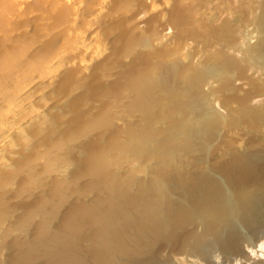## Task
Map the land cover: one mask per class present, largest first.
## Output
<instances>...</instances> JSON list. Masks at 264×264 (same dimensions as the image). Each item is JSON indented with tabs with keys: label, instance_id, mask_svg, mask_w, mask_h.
I'll list each match as a JSON object with an SVG mask.
<instances>
[{
	"label": "bare ground",
	"instance_id": "6f19581e",
	"mask_svg": "<svg viewBox=\"0 0 264 264\" xmlns=\"http://www.w3.org/2000/svg\"><path fill=\"white\" fill-rule=\"evenodd\" d=\"M81 1L76 10L85 16L80 7L83 10L87 0ZM100 1L97 11L101 12L109 0ZM262 4L253 35L249 33L257 41L243 54L260 62L264 69ZM96 35L93 31L82 34L78 40L80 46L78 43L79 48L73 53L65 51L51 57L45 73L31 78L22 91L8 96L9 100L4 97L6 101H3L1 95L0 174L10 172L22 156L23 143L15 139L27 140L29 128L43 129L48 122L45 120L47 100L50 103L52 100L47 95L54 80L67 72V65L81 57L96 61L108 52L109 42ZM234 60L230 55L220 60L213 58L211 63L208 59L202 69L211 76L212 83H218L219 77L229 80L233 78L230 76L234 73V63L239 64ZM202 72L196 67L182 69L171 63L165 68L144 71L138 83L129 81L124 90L128 96L121 94L126 97L123 96V103L127 104L124 113L128 116L140 113L139 118H143L135 122L128 120L125 139L100 151L104 157L94 167L111 183L109 190L101 189L92 198L88 210H84L85 204L81 205L83 214L90 216L87 226L83 227L77 215L71 213L62 224L65 232L53 228L50 221L61 211L53 196L42 203L41 209L33 208L23 214L25 208L21 207L23 216L17 215L19 220L11 222L13 225H4L7 220L0 209V264H239L242 261L252 264L254 258V262L264 263V122L257 115L261 111L243 107L251 97L264 95V86L258 85V89L254 87L256 93L249 91L238 98L239 107L229 112L230 119L225 120L199 92ZM213 88V95L217 96ZM79 153L80 150L76 151L74 156L78 158ZM112 154L115 159L111 158ZM111 164L114 165L111 170L104 167ZM61 168L57 169L60 175L56 172L59 178L55 179V185L64 191L70 167L69 171ZM38 178L33 193L27 197L29 200L42 196L37 188ZM2 188L7 196L0 195L1 202L11 196V188L6 191ZM90 189H85L86 199L92 197L88 193ZM39 218L44 219L43 223L38 224L35 235H30V227ZM92 227L97 230L94 236L82 238L81 231ZM167 246L173 252L168 253L166 260L153 255L156 247L163 252Z\"/></svg>",
	"mask_w": 264,
	"mask_h": 264
},
{
	"label": "rangeland",
	"instance_id": "374dc122",
	"mask_svg": "<svg viewBox=\"0 0 264 264\" xmlns=\"http://www.w3.org/2000/svg\"><path fill=\"white\" fill-rule=\"evenodd\" d=\"M30 1L0 0V97L2 95L9 100L10 95L15 96L19 89L22 91L31 78L43 75L47 63L54 56L77 50L82 34L95 32V35L98 34L96 37L109 42L110 49L99 61L81 57L77 62L68 64L67 74L63 73L61 78L54 80V86L47 95L52 100L51 103L47 100L50 104L45 120L48 122H45L43 129L29 128L28 131L31 130L26 131L27 140L20 139L18 142L15 139V142L23 143L22 156L12 168L13 172L0 174V189L4 187L6 191V188H11L12 196L8 195L9 198L0 201V209L4 210V219L7 220V223L4 220V225H13L21 215L33 208L41 209L44 206L42 203L53 196L52 199L61 205L58 216L50 221L53 228L65 232L62 224L71 213L77 215L83 227L87 226L90 216L83 214L81 205L85 204L84 210H88L92 198L97 197L101 189L109 190L111 183L98 167H94L104 157L100 151H105L109 144L125 139V124L130 120L135 122L143 118H139L140 113L130 116L124 113L127 104L123 103V96H128L124 92L127 83L134 80V83H138L144 71H151L155 67L165 68L171 63L182 69H200L203 72L199 92L206 96L209 106L220 112L225 120L230 119L229 112L239 107L238 98L249 91L254 93L258 85L264 86V69L260 62L247 59L243 54L248 46L257 41L255 36L250 35H253L264 0H170V3L168 0H109L102 13L97 11L100 0H87L82 8L85 11L80 7L81 14L84 12L85 16H80L76 10L81 0ZM226 37H230V40ZM225 55L232 56V60L239 63L237 66L233 62L237 66L236 69L232 67L233 75L229 74L233 78L228 76L229 80H220L219 77L216 80L218 83H212L211 76H207L202 69L203 65L208 59L211 63L213 58L220 60ZM246 59L249 61L246 62ZM213 87L219 93H215L217 96L213 95ZM122 93L125 94L122 96ZM157 97L154 96V99ZM3 101H6L5 98ZM243 107L261 111L257 115L264 122V95L251 97ZM222 129L226 130L225 127ZM55 143L60 146L57 147ZM75 150H80L78 158L74 156ZM71 158H74L73 161ZM111 158L115 159V154ZM60 166L61 169L70 167L64 191L55 185ZM104 167L111 170L114 165ZM123 169L128 173L126 167ZM124 176L128 177L127 174ZM37 178L40 179L37 188L42 191V196L29 200L27 197L33 193ZM88 187H91L88 193L92 197L86 199L88 194L85 189ZM0 195L7 196V193L0 190ZM85 200H88L87 204ZM21 207L25 208L23 214ZM18 210L20 214H16ZM17 215L20 216L17 218ZM41 220L44 219L39 218L30 227V235L37 233L39 225L43 223ZM96 231L94 227L88 230L84 228L82 238L87 240ZM167 247L164 253L156 247L153 255L166 260L168 253L173 252L171 246ZM254 261L255 258L252 264L263 263Z\"/></svg>",
	"mask_w": 264,
	"mask_h": 264
}]
</instances>
